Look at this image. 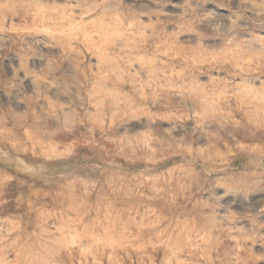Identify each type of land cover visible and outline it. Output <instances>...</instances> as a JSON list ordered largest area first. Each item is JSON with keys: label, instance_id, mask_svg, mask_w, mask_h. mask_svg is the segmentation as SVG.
Masks as SVG:
<instances>
[{"label": "rangeland", "instance_id": "374dc122", "mask_svg": "<svg viewBox=\"0 0 264 264\" xmlns=\"http://www.w3.org/2000/svg\"><path fill=\"white\" fill-rule=\"evenodd\" d=\"M0 264H264V0H0Z\"/></svg>", "mask_w": 264, "mask_h": 264}]
</instances>
